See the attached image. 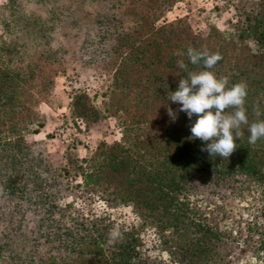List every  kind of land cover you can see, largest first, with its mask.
<instances>
[{"label": "trees", "instance_id": "1", "mask_svg": "<svg viewBox=\"0 0 264 264\" xmlns=\"http://www.w3.org/2000/svg\"><path fill=\"white\" fill-rule=\"evenodd\" d=\"M107 1L112 14L95 19L77 52L80 67L99 74H74L81 84L102 80L101 92L75 93L69 109L77 136L86 121L100 118L102 105L119 139L99 142L78 162L75 187L129 206L141 223L160 232L182 236L186 264H226L218 251L223 238L215 224H203V210L264 202V138L248 142L249 125L264 120V0L240 18L235 14L229 31L207 25L198 33L185 19L154 26L174 0ZM46 17L11 10L0 24L5 34H20L10 41L0 37V264H150L139 256L133 232L113 237L105 220L70 218L69 206L57 205L70 189L68 171L40 149L24 146V136L43 126L36 107L53 101L54 79L63 70V52L50 40L62 14L55 10ZM31 46L35 50L26 55ZM190 47L222 59L212 69L193 65ZM106 70L109 76L100 74ZM203 70L227 77L228 87L247 85L248 125L241 126L243 135L228 159L201 151L205 143L190 131L197 117L190 121L169 100L179 79ZM75 145L62 150L74 151ZM258 212L264 216V206ZM246 229L242 243L248 245L259 228L254 220Z\"/></svg>", "mask_w": 264, "mask_h": 264}, {"label": "rangeland", "instance_id": "2", "mask_svg": "<svg viewBox=\"0 0 264 264\" xmlns=\"http://www.w3.org/2000/svg\"><path fill=\"white\" fill-rule=\"evenodd\" d=\"M216 0H174L169 9L154 23L155 27L185 19L194 33L205 32L207 25L218 31H229L235 14L252 11L256 0H233L232 8L216 5ZM11 10H19L22 14H34L47 18L55 10L62 14L59 23L51 34V47H60L63 52V70L54 79L53 101L50 104L40 103L36 107L43 126L35 134L24 136V146L29 151L40 149L55 167L68 171L70 189L61 194L57 205L60 208L69 206L70 218H93L105 220L113 233L133 232L139 256L150 264H186L188 257L183 251V238L173 232L159 231L152 225L140 222L136 212L129 206H121L104 200L96 192H87L75 187L74 168L83 159L88 158L99 142L111 144L119 139V129L112 117H107L102 111V105L97 106L100 118L97 121H86V130L76 137L74 151H63L52 141L51 132L61 119L62 107L65 116L74 120L69 109L70 98L60 90V79L65 76L74 77L75 72L90 73L80 67L77 52L81 40L91 34L94 21L106 18L112 14L107 0H0V24L9 18ZM44 16V17H43ZM0 37L4 41L20 37L19 33L5 34L0 26ZM253 49V46H250ZM28 48L26 55L34 51ZM21 56V55H20ZM110 75L108 70L100 72ZM75 78V77H74ZM64 117V115H62ZM264 202L250 200L247 203L233 202L227 209H205V222L208 226L216 225V230L223 238V244L218 251L226 264H264V216H259L258 210ZM258 216L257 218H253ZM258 224L259 231L250 233V244L242 240L248 236L247 224L253 221ZM236 238V243L231 242ZM237 244V245H236ZM255 254V255H254ZM254 255V256H253Z\"/></svg>", "mask_w": 264, "mask_h": 264}, {"label": "clouds", "instance_id": "3", "mask_svg": "<svg viewBox=\"0 0 264 264\" xmlns=\"http://www.w3.org/2000/svg\"><path fill=\"white\" fill-rule=\"evenodd\" d=\"M187 56L191 64L202 63L204 69H212L222 59L219 53L210 54L192 47L187 49ZM178 66L187 70L183 61ZM228 83L227 77L217 78L209 70L189 72L186 78L179 79L177 89L171 92L169 98L180 105L179 111L186 113L190 121L193 116L197 117L190 128L192 138L205 143L201 151L207 152L210 157L228 159L237 149L236 141L243 135L241 126L248 125L244 106L247 85L236 83L228 87ZM228 109L233 111H226ZM168 114L175 118L171 109H168ZM248 132L249 144L264 138V120L251 123ZM116 235L113 233V237Z\"/></svg>", "mask_w": 264, "mask_h": 264}, {"label": "built area", "instance_id": "4", "mask_svg": "<svg viewBox=\"0 0 264 264\" xmlns=\"http://www.w3.org/2000/svg\"><path fill=\"white\" fill-rule=\"evenodd\" d=\"M233 0H216V5L227 7L228 9L232 8ZM103 85L102 80H94L87 84L79 83L72 76H65L60 79V90L67 97L71 98L72 95L79 92H85L88 95H97L101 92ZM61 119L59 123L53 128L51 132L52 141L56 144L57 147L61 149L70 148L75 145L76 134L73 128V122L67 116H65L66 108H61ZM64 115V117L62 116Z\"/></svg>", "mask_w": 264, "mask_h": 264}]
</instances>
